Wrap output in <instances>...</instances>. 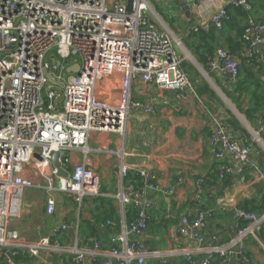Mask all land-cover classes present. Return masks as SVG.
Here are the masks:
<instances>
[{
    "label": "built area",
    "instance_id": "1",
    "mask_svg": "<svg viewBox=\"0 0 264 264\" xmlns=\"http://www.w3.org/2000/svg\"><path fill=\"white\" fill-rule=\"evenodd\" d=\"M160 1V0H156ZM0 0V261L23 264L43 250H62L59 236L68 234V223L56 225L37 243L27 244L10 222L21 217L23 198L29 189L46 194V213L56 210V194L75 196L81 204L86 197L99 196V176L87 166L86 155L91 135L107 132L124 135L133 110L154 114L152 103L133 98V84L141 82L162 91L176 92L178 98L195 94L173 37L152 13L149 0ZM233 9L249 11L250 0H232ZM153 9V8H152ZM144 11L159 22L162 31L149 24ZM232 22L229 7L221 6L207 22L195 25L194 33L219 31ZM256 35L254 41L250 36ZM245 53L253 61L264 48V24L249 20L242 37ZM79 66V73L68 68ZM209 68L227 76L235 84L240 62L225 49H217ZM118 75V94L111 84L99 89V81ZM51 78L55 83L51 82ZM101 79V80H100ZM59 84H63L60 87ZM60 90L62 92H60ZM60 93H62L60 95ZM264 126V120H263ZM210 150L218 162L217 175L224 180L235 170L233 164L253 166L251 149L234 139L220 121L212 124ZM62 153L61 165L69 176L63 178L53 166L51 153ZM81 151L83 162L71 166L70 152ZM40 156V160L37 158ZM263 184L259 213L235 208L236 233L221 242L218 234L207 237L212 209L202 205L205 180L197 184L196 211L184 214L178 232L194 250L176 247L167 252L150 251L143 239L155 202L150 193L173 195L151 171H140L139 181L129 168H119L120 190L116 198L123 207L121 220H108L102 226L120 232L110 238L111 247L102 250L95 236L88 238L92 250H67L72 264H147L151 258L167 264L174 255H184L187 264H227L235 251L242 254L245 241L256 237L264 226V168L254 166ZM125 208L133 217L125 218ZM242 260L249 259L242 255Z\"/></svg>",
    "mask_w": 264,
    "mask_h": 264
},
{
    "label": "crops",
    "instance_id": "2",
    "mask_svg": "<svg viewBox=\"0 0 264 264\" xmlns=\"http://www.w3.org/2000/svg\"><path fill=\"white\" fill-rule=\"evenodd\" d=\"M231 1L157 2L156 10L162 16V19L159 18L173 37L174 44L176 38L184 44L185 53L192 55L191 64L183 65L195 94L181 99L176 92L135 82L133 98L152 103L155 113L133 110L124 135L107 132L91 135L86 163L100 178L99 196L86 197L79 204L74 195L58 193L57 210L50 217L46 213V194L43 192L45 197L36 198V190L25 192L21 217L10 222V228L19 233L21 241L37 243L62 223L69 224L70 232L59 236L61 251L43 250L36 257L22 259L23 264H72V255L66 251L74 246L83 251L92 250L93 246L88 245L87 240L93 236L102 250L111 247L110 238L120 229L102 224L123 217V207L116 198L120 190L121 165L129 168L130 176L138 179L137 182L140 171H151L163 188L174 190L170 197L150 193L155 206L143 234L150 251L164 253L176 247L195 249V245L180 238L178 226L184 214L198 208L194 197L197 184L202 179L205 180L202 205L216 214L209 223L207 237L218 234L221 242H226L235 235L236 207L259 213L263 184L254 166L264 168V48L259 47L256 58L248 61L245 53L247 43L242 37L249 20L264 24V0H250L249 11L233 9L229 5ZM184 3L190 7L189 16L181 9ZM221 6L229 7L232 14V22L224 30L211 28L201 34L192 31L193 26L207 22ZM255 38L256 35L252 34L250 41ZM220 48L233 53L240 62L236 84L209 68V59L215 58L216 50ZM202 59L204 62H201ZM111 79L113 94L117 95L120 77L114 75ZM106 81V78L101 81L102 87ZM214 121L225 124L234 139L251 149L253 166L241 168L233 164L234 172L224 180L218 178V162L209 145ZM70 158L71 170L73 165L83 162V153L72 151ZM125 211V218L131 220L132 209L125 208ZM242 255L249 261L244 262ZM167 261V264H187L182 254L174 255ZM102 262L103 258L99 257L94 264ZM147 264H158L157 259L151 258ZM227 264H264V226L256 237L245 241L241 256L235 251Z\"/></svg>",
    "mask_w": 264,
    "mask_h": 264
},
{
    "label": "water",
    "instance_id": "3",
    "mask_svg": "<svg viewBox=\"0 0 264 264\" xmlns=\"http://www.w3.org/2000/svg\"><path fill=\"white\" fill-rule=\"evenodd\" d=\"M127 9H128V11L132 10V0H128ZM181 9L187 16H189V13L191 10H190V7L186 3H184L181 6ZM143 14L147 17L150 25H152L153 27H156L159 31H162V28H161L159 22H157L149 12L144 11ZM178 53H179V55H182L183 52L178 51ZM184 53H185V51H184ZM185 54H188L189 56H191L188 52H186ZM79 70H80L79 66H73V67L68 68L69 72L79 73ZM51 82L55 83V81L52 78H51ZM59 86L63 87V84H59ZM61 156H62L61 152H58V151L52 152L51 153L52 163H53V166L55 167V169L57 170V173L60 176H62L63 178H68L69 174L63 170L62 165H61V160H60ZM37 158L40 160L39 155H37Z\"/></svg>",
    "mask_w": 264,
    "mask_h": 264
},
{
    "label": "rangeland",
    "instance_id": "4",
    "mask_svg": "<svg viewBox=\"0 0 264 264\" xmlns=\"http://www.w3.org/2000/svg\"><path fill=\"white\" fill-rule=\"evenodd\" d=\"M150 1V3H151V6H152V8H153V10L159 15V17L161 18L162 16H160V13L156 10L157 9V2H159V1H156V0H149ZM162 19V18H161ZM161 23H162V20L160 21ZM162 25L164 26V24L162 23ZM181 43V42H180ZM182 46L184 45V44H181ZM175 46H176V44H175ZM182 46H177V49H178V51H180V52H184V48L182 47ZM182 50V51H181ZM182 57V59H183V62H184V64L186 65V64H191L190 63V60H191V58H192V55L191 56H189L188 54H185V53H182V55H181ZM107 79V78H106ZM101 80V79H100ZM111 82H112V79H110V80H108L107 79V81L103 84V87H102V85H100V83H101V81H99V89L101 90L102 88L104 89V90H106V88H105V86H107V84H111ZM102 84V83H101ZM60 92H62L61 90H60ZM105 93L111 98V96L113 95L114 96V94L112 93H108V92H106L105 91ZM62 93H60V95H61ZM34 191V190H33ZM34 192H36V198H43V196H44V193H43V191H34ZM45 197V196H44ZM56 210H57V207H56ZM56 212V211H55ZM55 214V213H54ZM53 214V215H54ZM48 215V214H47ZM52 215V216H53ZM50 216V215H49ZM51 217V216H50Z\"/></svg>",
    "mask_w": 264,
    "mask_h": 264
},
{
    "label": "bare ground",
    "instance_id": "5",
    "mask_svg": "<svg viewBox=\"0 0 264 264\" xmlns=\"http://www.w3.org/2000/svg\"><path fill=\"white\" fill-rule=\"evenodd\" d=\"M151 10H152V13L155 15V17H156L159 21H161L160 18H159V16L157 15V13H156L152 8H151ZM175 40H176V44H177V45L182 46V45L180 44V42L177 41L176 38H175Z\"/></svg>",
    "mask_w": 264,
    "mask_h": 264
},
{
    "label": "trees",
    "instance_id": "6",
    "mask_svg": "<svg viewBox=\"0 0 264 264\" xmlns=\"http://www.w3.org/2000/svg\"><path fill=\"white\" fill-rule=\"evenodd\" d=\"M199 32H200V34H201V33H204V32H202V31H199ZM197 34H198V33H197ZM203 53H205V51H204ZM232 54H233V53H232ZM203 55H204V54H203ZM201 62H204V59H202ZM184 65H185V64H184ZM194 72H195V70H194ZM195 73H196V72H195ZM235 84H236V83H235ZM67 169H68V171H70V167H69V166H68ZM215 264H219V262L217 261V262H215Z\"/></svg>",
    "mask_w": 264,
    "mask_h": 264
}]
</instances>
